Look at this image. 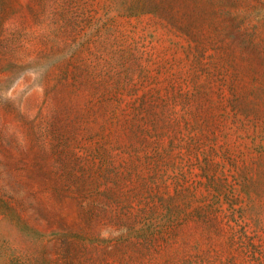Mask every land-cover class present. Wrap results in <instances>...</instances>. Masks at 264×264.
<instances>
[{
	"label": "rangeland",
	"instance_id": "rangeland-1",
	"mask_svg": "<svg viewBox=\"0 0 264 264\" xmlns=\"http://www.w3.org/2000/svg\"><path fill=\"white\" fill-rule=\"evenodd\" d=\"M0 264H264V0H0Z\"/></svg>",
	"mask_w": 264,
	"mask_h": 264
}]
</instances>
